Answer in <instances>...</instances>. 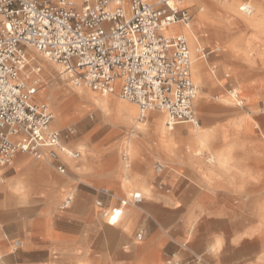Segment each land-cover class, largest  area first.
Listing matches in <instances>:
<instances>
[{
	"label": "crops",
	"instance_id": "obj_1",
	"mask_svg": "<svg viewBox=\"0 0 264 264\" xmlns=\"http://www.w3.org/2000/svg\"><path fill=\"white\" fill-rule=\"evenodd\" d=\"M238 119L233 124H239ZM210 120L218 131L226 129V143H238L226 166L208 164L203 156H193L188 148L192 138L184 125L189 124L187 121H176L169 130L176 131L172 134L161 135L152 122L137 133L133 138L136 152L133 156L131 153L130 174L149 192L142 194L141 202L122 212L114 226L106 222L102 211L117 206L127 189L121 179V152L113 147L118 140L107 134L92 138L94 132L90 130L83 132L78 142L74 134L63 135L67 146L81 143L84 147L81 160L80 151L77 159H59L66 173L58 172L46 157L16 154L12 164L0 167L3 263L164 264V258L173 256L184 264H198L196 258L210 256L214 264H252L251 247L257 241L251 237V212L238 210L235 199L236 189L244 185L247 191L239 201L241 208L248 201L252 205L264 203L261 194H251L252 189H264V183L252 180L257 170H252L248 149L251 130L230 129ZM177 125L184 126L183 135ZM54 127L58 129L55 123ZM214 145L219 149L223 143L220 140ZM67 194H72L73 200L62 209L60 204ZM140 230L142 237L137 239ZM133 232L135 235H131ZM217 240L219 244L215 245ZM260 246L264 264V239ZM212 247L216 250L210 253Z\"/></svg>",
	"mask_w": 264,
	"mask_h": 264
},
{
	"label": "built area",
	"instance_id": "obj_2",
	"mask_svg": "<svg viewBox=\"0 0 264 264\" xmlns=\"http://www.w3.org/2000/svg\"><path fill=\"white\" fill-rule=\"evenodd\" d=\"M88 5L93 7L85 14ZM240 11L250 12L249 5H242ZM166 16L157 0H0V167L4 162L12 164L17 152L36 159L47 154L58 172L66 173L61 156L77 159L80 155L51 126V108L32 101L36 81L26 84L19 78L28 65L30 50L67 69L75 86L103 95L117 90L123 100L136 106L138 121L156 110L166 115L168 130L178 120L194 123L197 87L191 80L188 42L181 31L166 33L171 25H187L192 13L181 10L179 19L174 17L171 23ZM198 49L202 58L219 52ZM74 63L78 72L72 71ZM215 70L212 66V73ZM227 94L237 107H244V100L232 88ZM24 143L31 146L24 149ZM122 159L130 167L126 154ZM142 199L119 200V205H135ZM72 200V194H67L60 208H68ZM141 237L138 231L136 238ZM166 263L181 264L173 256Z\"/></svg>",
	"mask_w": 264,
	"mask_h": 264
},
{
	"label": "rangeland",
	"instance_id": "obj_3",
	"mask_svg": "<svg viewBox=\"0 0 264 264\" xmlns=\"http://www.w3.org/2000/svg\"><path fill=\"white\" fill-rule=\"evenodd\" d=\"M189 2L194 5L190 9L193 15L190 28L194 29L199 37V43L196 46L197 50L200 47H204L206 50H219L215 56L212 54L208 59L202 58L206 64V77L211 83L208 88L197 84L199 93H202L203 90V94L201 96L197 94L194 107L200 126L207 132V138L203 148L201 146L195 147V144L191 142L188 146L189 151L192 150L194 157L203 156L206 162L208 156L214 157L215 163H212V165H218L219 159L224 158L226 166L230 163L229 160H231V150L235 146L238 147V143H226L228 139L226 129L223 128L222 131H218V129H215L216 127L214 128L215 125L211 124L214 121L210 119H215L230 129L242 127L247 131L250 128L251 137L248 143L250 162L252 170H257V173L252 174V180L259 182V184L264 183V129L255 127V125L261 123V120H264V20L261 24L250 25L246 23L245 19L249 16L240 11L239 8L244 3H247L248 0H189ZM234 2L237 3V6H234ZM262 3L264 4V0H262ZM252 4L255 6L254 2ZM256 14L263 18L264 8L261 12H256ZM40 63L43 68V73L40 74L42 76L41 79L47 80L55 71L53 72L41 58ZM212 65L216 66L214 73H211L212 68H209ZM47 68L51 74L48 73V70L46 72ZM49 87L53 88L52 93H57L62 97L61 103L68 112L67 122L64 124L67 127L62 129V127L57 126L58 129H62L61 131L64 135L69 133V129L74 130L73 137L79 136V139L81 138V134L88 130L94 132L92 138L100 134H107L108 137L118 140L114 142L113 147L118 148L119 153L122 152L124 141L129 136L130 130L135 127L136 121L134 120H136L137 108L133 117L130 119L128 117L125 118L126 125L114 130L112 127H107L110 125V122L104 121L105 116L103 111L94 102L88 100V98H82L75 93L76 86L72 84L69 78L57 79ZM79 87L84 88L83 86ZM231 88L238 91L240 97L244 99V107H237L228 96L227 90ZM52 93H49L48 99H52ZM89 93L97 98H103L99 92L91 91ZM35 99L43 101L42 99H38L37 96ZM107 99L106 113L112 116V118L123 117V113L117 112L116 103L119 100L124 102L125 100H122L118 96H109ZM126 103L130 104L129 102ZM50 106L54 110V106L52 104ZM77 108H82L83 111L79 117L75 114ZM236 118H239V124L237 125L233 124ZM249 121L251 126L249 125ZM130 123L131 125H129ZM184 125L191 127L190 124ZM174 132L176 131L174 130L169 133L172 134ZM79 139L74 140L78 142ZM131 140V144L135 148L133 139ZM220 140L223 146L217 149L214 143H218ZM68 146L77 148L81 152L79 160L83 158L84 147L81 143H68ZM132 146L131 153L133 156L136 149L134 152ZM234 154L237 153L235 152ZM132 189H136V187ZM148 192L149 189H146L145 194ZM251 194L252 196H259L261 194L264 197V189H252ZM260 205H252L255 210L251 212V237L252 241H257V245L251 247L252 264L254 260H256L255 264L263 263L261 259L263 252L262 255L260 253L262 250L260 241L264 239V214L260 212ZM113 206L106 210H110ZM0 257V263L4 264L2 261L4 257L1 254ZM171 257L164 258V264ZM173 260L178 259L173 258Z\"/></svg>",
	"mask_w": 264,
	"mask_h": 264
},
{
	"label": "bare ground",
	"instance_id": "obj_4",
	"mask_svg": "<svg viewBox=\"0 0 264 264\" xmlns=\"http://www.w3.org/2000/svg\"><path fill=\"white\" fill-rule=\"evenodd\" d=\"M75 1L79 2L80 0H75ZM253 2L255 3V6H253V4H252ZM233 4H234V6H237L236 2H234ZM244 4L249 5V7H250V12L246 13L249 16L247 19H245L246 23H248L250 25L261 24L264 20L263 19L264 17L261 18V17L257 16L256 12H261V10L264 8V4L262 3V0H248V2L244 3ZM190 27H191V20L187 25H176V24H174V25L169 26L168 28H166V33H174L176 31L177 32L181 31L182 33L184 32L185 37H187L186 40L188 41V46H189V49L191 52V57H192L191 80L194 81V82L193 81L192 82L197 87V93L195 96V99H196L197 94H199L200 96L203 94V90H202V93H199V88H198L197 84L201 85L204 88H208V87H210L209 84L211 82H209V80L206 77L205 61L202 59V57H200L196 53V51H197L196 46H197V43H199V37L195 33V30L191 29ZM175 28H178V30H174ZM38 56L43 60V62L46 65H48L53 70V72L55 71L54 74H51V72L48 70V68L46 69V72L48 70V73L51 74L50 78L47 80H43V78L41 79V75H40L41 73L36 71V69L38 67H42V65L40 63V58ZM63 69L64 68L62 66L58 65L57 63H55L53 61H49L47 58L43 57L36 50H33V51L30 50L29 51V58H28V65L22 70V72H20V76H19V78L21 80L25 81L26 84H30L34 80L36 81V84L34 86L37 87L38 91L32 97V101L35 103H44L51 108L53 115H54V118L51 122L52 127H54V123L56 126L60 127L67 122L68 112H67V109L65 108V106L62 105V103H61L62 97L57 93H54V92L52 93L53 88L49 87V85H51V83H53L57 79H62V78L68 79V77H67L68 75L65 71H63ZM79 86H82V85H79ZM79 86H76V90H75L76 92L75 93L77 95H80L82 98H88V100L94 102L96 104V106L99 107L103 111L104 116H105L104 121L110 122V125H108V126L105 125L107 127H112L114 130H117V129H119L120 126L122 127V126L126 125V123H125L126 117H128L130 119L136 113V107L134 104H132V103L128 104V103H126L127 101L124 102V101L119 100L116 103V110L118 113H123L124 116L112 118V116H110L109 114L106 113L107 101H108L107 98L109 96H118L119 98H121L119 96L120 94L117 90H115L114 93H112V94L103 95L100 93L101 97H103V98H97L96 96L89 93L93 90H91L90 88L85 87V86H83L84 88H81ZM46 87H49V88H46ZM86 91H88V92H86ZM232 91H233V93H236L238 97H240L238 91H236L234 88H232ZM50 92L52 93V99L51 98L48 99V95ZM36 96L38 99H42L43 101H37L35 99ZM195 99L193 100L194 112H195V107H194ZM51 104L54 106L53 107L54 110L50 106ZM82 112H83L82 108H77L75 114L79 117L82 114ZM153 113H157V114L152 115ZM150 115L152 116L151 121H149V119H148V117ZM136 116H137V114H136ZM148 117L143 122L138 121L137 119L134 120V118H133V120L136 121L135 127L130 130V132H129L130 134L126 138V140L124 141L123 150L121 152L122 154L123 153L126 154L129 157V160L131 157V146H132V144H131L132 140L131 139H133L137 135L138 132L144 131L147 128V125L149 122L156 123V128H157L156 131L158 133H160L161 135H167L170 132L165 126L166 115L164 113L159 112V111H151L148 113ZM189 124L191 127H187V128H189L188 130H191V131H189L191 138H192L191 142L195 144L194 145L195 147L201 146L203 148L205 146V142H206V138H207V132L204 131L202 129V127L200 126L199 120L196 117V113H195V122L194 123L189 122ZM129 125H131V123ZM132 148H133V146H132ZM133 149L135 152V148H133ZM122 154H121L120 158L122 161V165H123L122 170L124 173H123V176L121 179H122L123 186H125V188H127V189H126V191L124 190L125 193L123 194L122 198H120L119 200L129 201L131 199L130 197L132 196V194L136 191H140L141 196H142V194L144 195L146 187H145V185H143V183H138L134 179V177L130 174V170H131L130 167L131 166L128 167L127 161H124V159H122ZM44 157H46L50 160V158L48 157L47 154H45ZM61 157L63 159H65V158L70 159V158H67L66 156H63V155ZM67 162H68V164L72 165V162L70 160H67ZM207 163L208 164L215 163V158L208 156L207 157ZM218 165L225 166V159L224 158L219 159ZM133 187H136L137 189L133 191V189H132ZM135 205H133L131 203H127L126 205L120 206L119 201H118L117 206L110 208V210L104 209L102 211V215L104 217H106L107 223L109 225H115V224L119 223V220L121 218V214H123L122 212H124L126 209L130 208L131 206H135ZM116 212H119V216L117 217L116 222L112 223L111 222V216L114 215ZM218 244H219V240L216 241L215 245H218ZM173 258H175V257H173Z\"/></svg>",
	"mask_w": 264,
	"mask_h": 264
},
{
	"label": "snow or ice",
	"instance_id": "obj_5",
	"mask_svg": "<svg viewBox=\"0 0 264 264\" xmlns=\"http://www.w3.org/2000/svg\"><path fill=\"white\" fill-rule=\"evenodd\" d=\"M157 2L159 3V6L162 7L165 12L167 13L166 19L169 23L172 22L173 18L175 17L176 19H179V14L181 12V10L184 11H188L190 10L192 7H194V5L192 3L189 2V0H157ZM92 5H88L87 8L84 9V13L88 14L89 10L92 8ZM165 17H161V19H164ZM190 19V17H189ZM49 23L48 21H45V24ZM243 26V25H242ZM7 30L11 31L12 30V25H7ZM202 38V37H201ZM37 72L39 73H43V68L42 67H38L36 69ZM63 71L67 72V69H63ZM73 72H78L77 67L75 66V63L73 65L72 68ZM33 92V94H35L38 89L37 88H32L31 90ZM157 113H153L152 115H156ZM149 121H151L152 116L150 115L148 117ZM256 128L259 129H264V120H261V123L258 125H255ZM176 129L179 130V133L181 135L184 134V126L183 125H177ZM37 135L39 136V133H37ZM74 139H79V136L74 137ZM53 144L55 143L54 141L52 142ZM31 145L28 143H24L22 144V148L24 149H28ZM58 147V145H57ZM21 154L19 152H17V156L19 157ZM5 165L7 166V162H4ZM247 191L246 187L244 185L239 186L236 189V196L235 199L238 202V210L245 212V214L254 211L255 209L252 207V202L248 201L247 206L245 207H240L239 205V201L243 199L244 193ZM141 197V192L140 191H136L134 194V197H130V198H135V199H139ZM179 206V205H178ZM260 212L262 214H264V203H262L260 205ZM119 216V212H116L114 215L111 216V222L115 223L117 220V217ZM131 235H135V233H131ZM208 243L211 244L212 241L211 239L208 240ZM216 250L215 247H212L209 249V252H214ZM9 251H13V249H9ZM181 264H184L183 261H181ZM198 264H214V261L211 259L210 256H205L204 258H202L201 260H199Z\"/></svg>",
	"mask_w": 264,
	"mask_h": 264
}]
</instances>
